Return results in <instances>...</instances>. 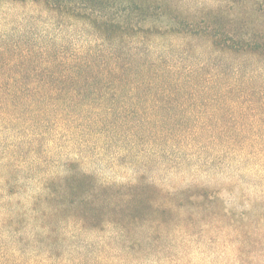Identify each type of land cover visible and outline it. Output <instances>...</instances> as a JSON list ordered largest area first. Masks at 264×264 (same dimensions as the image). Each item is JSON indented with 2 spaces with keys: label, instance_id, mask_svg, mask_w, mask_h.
<instances>
[{
  "label": "trees",
  "instance_id": "1",
  "mask_svg": "<svg viewBox=\"0 0 264 264\" xmlns=\"http://www.w3.org/2000/svg\"><path fill=\"white\" fill-rule=\"evenodd\" d=\"M29 1L32 16L10 18L27 0H0V264H179L200 222L227 218L216 195L106 184L80 159L125 158L138 175L264 165V3L223 17L175 0ZM242 226L240 256L260 243Z\"/></svg>",
  "mask_w": 264,
  "mask_h": 264
},
{
  "label": "rangeland",
  "instance_id": "2",
  "mask_svg": "<svg viewBox=\"0 0 264 264\" xmlns=\"http://www.w3.org/2000/svg\"><path fill=\"white\" fill-rule=\"evenodd\" d=\"M175 2H179L183 10L188 8V11L216 10L222 7L224 8V14L222 15L226 17V14H229V12L236 13V11L244 9L247 4V12H252V4H262L264 0H250L247 3L241 0H175ZM233 2H238L239 4L237 5ZM16 6V12L11 11L13 17L10 18L19 17L20 14L18 15L17 11L24 12L26 10L31 16L35 13L36 7L29 0L25 4L19 2ZM24 6H27V9H24ZM263 6L264 4L261 5L262 8ZM6 8L0 7V13L5 11ZM230 9H233V11H230ZM111 11L114 13V10ZM51 14L55 17L57 24L67 34V37L72 36L74 29L70 25L74 21L59 17L58 12H52ZM183 14L187 15L186 13ZM1 19L2 16H0V28L3 30L9 29ZM260 20L261 18H259L258 23ZM155 22L148 21L145 26L149 28L156 25L165 29L167 24L165 18L161 19L160 22ZM254 27L256 31L260 30L257 23ZM194 61L197 60L190 59V62ZM241 61L240 58H237L231 61V63L236 66V63H241ZM222 62L225 65L229 61L216 59L214 61L217 65ZM244 65L249 68L253 66L252 62L248 61ZM223 68L227 69L226 67ZM225 71L228 73V69ZM97 153L95 150L84 153L80 159L81 169L89 175H95L106 184H135L137 177H143L146 182L155 184V186L164 192L177 193L189 190L190 194H195L200 189H203L209 192L208 195L210 194L208 200H212L213 196L216 195L219 200L218 204H216L218 213L221 215L227 214V218L223 219L221 223L220 219L222 218L214 216L206 222H200L196 236L190 238L193 248L186 259L181 260L179 264H215L216 261L219 264H241V259L250 261V264H264V165L260 159L251 160L245 166L240 163L238 158V161H231L227 165L219 162V166L215 169H210L209 172L200 171L197 174L190 173L189 171L176 172V170L168 165V170H165V167H162V170H158L159 166L156 167L157 165L153 163L149 165L147 170H141V174L138 175L139 169L130 166L128 160L125 158H121L118 163L119 165H116L106 160H100ZM201 194L204 193L201 192ZM8 195L16 203L20 201L16 195ZM200 200H203V198H200ZM242 225H245L246 230L258 236L260 243L255 249H252V245L248 243L247 247L244 248V255L240 256V253L237 252L238 248H243L247 244L246 241H248L244 237V234L241 233L243 229ZM238 227H241L240 232L238 231ZM255 252L260 254V259L256 261V257H254ZM149 262L143 261L144 264H151Z\"/></svg>",
  "mask_w": 264,
  "mask_h": 264
}]
</instances>
